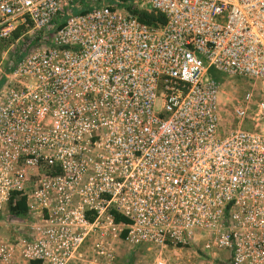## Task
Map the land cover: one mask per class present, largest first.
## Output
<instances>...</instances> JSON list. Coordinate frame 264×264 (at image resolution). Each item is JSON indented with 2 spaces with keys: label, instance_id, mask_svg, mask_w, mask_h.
Returning a JSON list of instances; mask_svg holds the SVG:
<instances>
[{
  "label": "built area",
  "instance_id": "built-area-1",
  "mask_svg": "<svg viewBox=\"0 0 264 264\" xmlns=\"http://www.w3.org/2000/svg\"><path fill=\"white\" fill-rule=\"evenodd\" d=\"M30 25L0 83V218L31 225L0 264L118 242L264 264V0H0V65ZM211 70L249 82L227 129Z\"/></svg>",
  "mask_w": 264,
  "mask_h": 264
},
{
  "label": "rangeland",
  "instance_id": "rangeland-1",
  "mask_svg": "<svg viewBox=\"0 0 264 264\" xmlns=\"http://www.w3.org/2000/svg\"><path fill=\"white\" fill-rule=\"evenodd\" d=\"M131 6L138 9V6L134 4H131ZM36 36L37 31L30 25L21 28L20 32L7 44L6 58L2 65H0V83L5 78L14 60L18 58L20 52H22ZM216 74L218 80L222 83L220 93L221 120L223 128L227 129V127H229L228 124L231 123L229 106L241 97L248 88L249 82L247 78ZM26 217L23 215L21 218H15V225L20 223L26 226L31 225V221H28ZM23 236H27V233ZM114 247L116 257L110 264H157L161 251L156 246L150 244L133 246L125 242H118ZM91 252L92 250L89 248L88 252H86V261L80 264H108L103 259L95 262ZM162 254L167 264H230V257L227 252L204 251L203 243L201 242H199L193 250H167L163 251Z\"/></svg>",
  "mask_w": 264,
  "mask_h": 264
},
{
  "label": "trees",
  "instance_id": "trees-1",
  "mask_svg": "<svg viewBox=\"0 0 264 264\" xmlns=\"http://www.w3.org/2000/svg\"><path fill=\"white\" fill-rule=\"evenodd\" d=\"M127 3L128 2H126V4ZM127 7L128 10L133 15L137 16L140 19V21L147 23L149 25H160L166 22V18L163 15H156L155 13H149L144 10L133 9L132 6H127ZM20 29L15 33V35H17L20 32ZM210 74L213 78L218 80L217 74L213 70H211ZM10 208H11V212L15 215H22L26 212L27 209L26 206L22 204L13 205V199L11 200Z\"/></svg>",
  "mask_w": 264,
  "mask_h": 264
},
{
  "label": "crops",
  "instance_id": "crops-1",
  "mask_svg": "<svg viewBox=\"0 0 264 264\" xmlns=\"http://www.w3.org/2000/svg\"><path fill=\"white\" fill-rule=\"evenodd\" d=\"M15 218L13 219V223L7 224L2 218H0V241L11 242L14 243L16 239L23 237L25 233H29V226L24 224L15 225ZM22 259L18 255L16 261L20 263ZM75 264H80V262L75 261Z\"/></svg>",
  "mask_w": 264,
  "mask_h": 264
}]
</instances>
